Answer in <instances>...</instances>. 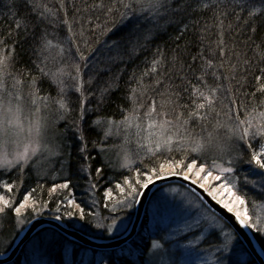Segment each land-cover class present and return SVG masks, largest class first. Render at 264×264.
<instances>
[{
    "label": "trees",
    "instance_id": "obj_1",
    "mask_svg": "<svg viewBox=\"0 0 264 264\" xmlns=\"http://www.w3.org/2000/svg\"><path fill=\"white\" fill-rule=\"evenodd\" d=\"M37 2L47 4L56 15H48L46 19H42L37 12L33 11L31 4L25 3V0H0V40L5 42V45H0V47L8 46L10 48L11 45L16 44L17 56L13 61L11 72L23 79V87L31 88V77H36L37 87L40 89L39 94L56 98L58 88L54 86L51 79L41 75L39 67L45 66L42 61H45L46 58V70L51 71L53 65L67 64L70 66L73 63L75 49L71 47V41L68 39L70 35L68 26L62 21L68 20L72 31L76 34L74 38L81 44L84 40H88L90 46L102 48L106 40L111 43V39L116 37L111 33L107 36L103 35L104 28L111 24V18L107 17L104 11L92 7L94 3L98 4L99 0H63V8L60 7V0H37ZM108 2L109 0H105V3ZM188 4L190 6L187 12L180 16L167 14L156 18V22L160 26L159 29H155L156 24L150 25L154 29V35L151 41L145 42L146 48L138 51V55L133 59L126 57L122 62L116 64L101 63L100 68L106 70L99 74L89 73L86 70L85 81L90 78L87 79V76H96L92 84L86 83L84 86L85 96L95 93L92 96V102L86 104V107L97 109L94 112H88L82 122L87 154L90 158L88 161L91 165L89 171H81V165L86 162L78 151L80 142L75 135V129L71 126L78 115L80 93H71L66 99L73 110L58 123L57 129L61 139L52 169L41 172L33 165H28L10 172L0 171V195L12 199L15 206H18L31 192L32 200L29 201V204L31 205L35 201L38 209L37 213L32 214L34 219L37 217L54 218L58 214L56 213L57 207H60L61 213L79 212V208L70 203L73 199L80 207L85 208L88 220L93 223L100 221L108 225L113 218L118 220L122 216H131L133 206L122 209L121 205L117 203V201H122L126 195V193L120 192L117 185L123 184L126 177H133L137 168L144 171L146 167L151 168L165 162L169 153L143 156L137 160L138 163L130 171L119 169L111 155L113 145L109 141L105 142L106 138L102 128L109 121L113 123L124 121V117L133 108V101L129 98L131 89L139 88L141 77L143 84L148 86V92L143 96L139 91L137 92L138 103L144 105L143 108H137V112L144 115L148 111L149 97L155 95L152 91L154 77L144 75V73L151 68L154 58H160L157 49L164 57V71L168 73L166 79L180 85L177 90L182 93L181 103H189L188 97L194 92L187 82L191 81V84L203 87L198 78L202 75L206 61L212 60L215 65L214 68L207 69L208 75L204 79L212 87H215L216 84L222 85L219 95L223 103L218 101L216 105L221 114L217 117L213 113L211 119L204 122L205 126H200L199 122L190 125L188 132L191 136L196 139L203 136L206 139L208 132H213V135L220 132V135H223L224 128H220L218 132L214 131L217 120L222 124L227 121L228 124H236L235 117L229 120L224 114L227 112L225 106L229 104L226 97L232 93H235L241 103L238 115L240 120L246 121L244 125L249 127L257 120L264 122V116L260 115L264 112V94L256 91L260 83L257 77L264 71V59H261V53H264V19H250L247 14L251 10L259 17L261 12H264V0H188ZM205 4L208 5L207 8L204 7ZM17 23L21 25L19 29H17ZM98 24L101 25L100 28L96 27ZM82 28L83 36L80 35ZM252 28H256V31L253 32ZM181 32H183L182 36ZM44 39L51 40L53 45H62L65 49L63 55L57 54L56 47L43 50ZM220 41L223 43L221 44ZM105 55H107L106 52ZM103 58L101 57V59ZM221 63H223V67H220ZM212 72L217 75L213 77ZM117 76L119 77L118 88L112 91L110 97L101 104L98 99L100 91L110 84L117 83ZM163 87L161 85V89ZM252 93H255V97ZM98 105L99 107H97ZM165 110L169 113V119L173 120L176 113L180 111L179 107L171 106ZM185 115H187V110H185ZM101 117L104 118V123L96 125L94 121ZM254 142L252 140L253 145H255ZM184 154V151H173L171 156L180 160ZM239 154L246 160L250 157V150L245 152L240 146ZM193 157L194 154L189 155V163L192 162ZM243 167L247 166L243 165ZM97 168L104 169L103 178L99 181L96 179ZM246 170L247 168L243 171ZM5 183H10L13 186L11 192L4 187ZM64 183H69V187H56ZM92 183L97 186L90 187ZM53 188H56L55 192L52 191ZM109 189L113 192L111 200L106 196ZM261 196L260 193L250 190L249 204L259 203ZM41 205L46 206L41 209ZM113 205L116 206V211L112 210ZM0 206H3L2 203ZM28 213H31V207L25 215ZM34 219H30L29 222ZM62 222L88 236L103 240L112 239L110 238L112 234H108L104 229H96L87 225L79 217L69 218L65 215ZM143 222L141 232L129 243L112 250L90 249L68 240L55 230L46 229L44 233H55L61 240L46 248L49 251L47 253L49 263L46 264H104L105 258L109 254L118 255L121 250L127 251L133 247L134 241L143 243L149 237L156 236L144 233L149 222L147 214ZM26 224L20 225L16 231H19L20 234ZM81 225L85 226L81 227ZM13 237L16 241L18 236L15 232H12L10 236H4L3 239L7 241ZM34 238H38L37 235ZM257 241L264 250L261 242ZM11 247H8L7 243L0 245V254L5 253ZM23 253L24 250L22 255ZM22 255L16 259L14 264L21 263Z\"/></svg>",
    "mask_w": 264,
    "mask_h": 264
},
{
    "label": "snow or ice",
    "instance_id": "obj_2",
    "mask_svg": "<svg viewBox=\"0 0 264 264\" xmlns=\"http://www.w3.org/2000/svg\"><path fill=\"white\" fill-rule=\"evenodd\" d=\"M25 3L31 4L33 11L37 12L42 19H46L48 15H56L47 4L39 3L37 0H25ZM189 6L188 0H109L108 3H105V0H99V3H94L92 7L104 11L105 15L111 18V24L104 28L103 35L107 36L111 33L112 36L116 37L111 39V43L106 40L102 48L90 46L88 40H84L82 44L78 43L74 38L76 34L72 31L71 24L68 20H63L62 23L68 26L70 34L68 39L71 41V47L75 49L73 53L74 61L70 66L62 64L55 72L46 70L47 58L42 61L45 66H38L39 72L57 85V98L41 96L39 94L40 89L37 87V78L31 77L30 86L32 91L29 96L32 110L29 116L24 115V105L21 103L24 100V81L20 76L13 75L11 72L13 61L17 56L16 44L11 45L10 48L8 46L0 47V138L19 137L21 134H26V142L23 145V149L16 151L12 159L8 158V152L4 147L7 140L0 143V168L10 169L15 166H27L41 150L47 151L49 154H56L58 145H48L44 142L48 123L41 113L50 106V102L57 105L56 111L60 113L58 119H64L73 110L69 105L68 99H66L67 85H65L63 79L66 76L75 81L73 87L76 92L80 93L78 115L71 126L75 129V135L80 142L78 151L81 153V158L86 162L81 165V171H89L91 165L88 162L90 158L87 154V143L82 122L88 112H94L97 109L86 107V104L92 102V96L95 93L85 96L84 86L86 83L92 84L96 76L90 75V78L85 81V70H88L89 73L99 74L106 70L100 68L101 63L108 65L122 62L126 57L133 59L138 55V51L146 48L145 42L151 41L154 29L150 25H153L156 18L167 14L180 16L187 12ZM60 7H64L63 0H60ZM204 7L207 8L208 5L205 4ZM241 7L243 8V5ZM247 14L250 19H264V12H261L259 17L251 10ZM245 22L247 23V21ZM16 26L17 29L21 27L19 23ZM96 27L100 28L101 25L98 24ZM252 31L255 32L256 28H252ZM83 34L82 28L80 35L83 36ZM182 35L183 32H181ZM220 43L222 44L223 41H220ZM0 45H5L4 40H0ZM42 46L43 50H50L52 47H56L58 49L57 54L61 56L65 51L62 45H53L52 41L47 39L43 40ZM105 52L107 55H105ZM221 52H223V49H221ZM157 53L160 58H154L151 62V68L144 73V75H152L154 77L152 91L155 93L154 96L149 97L148 111L144 115L149 117L148 128L156 129L155 132L149 133L150 137H156L155 140L150 141L155 144V148H149V152L154 156L157 152L166 151L169 153V157L158 166L146 167L144 171L137 168L133 177H126L123 184L117 185L121 193H126L124 199L117 201V203L121 205L122 209L131 208L135 203H138L137 197L141 195V190L148 189L153 184L154 179H161L165 175L164 169L167 164V175L181 174L186 179L194 176L196 179L192 182L197 183L199 181V186L208 192V195L220 205L225 213L230 215L221 214L219 217L211 215L195 218L190 223L185 222L181 228L173 229L171 236L157 235L149 237L143 243L134 241V246L127 249V251L121 250L118 255L109 254L105 258L104 264H176L175 255L182 245L174 237L180 232H185L195 237L193 230L202 233V239L196 237L195 241L188 240V243H206L210 247L215 248L219 253L218 256L213 257L215 264H256L258 257L254 256L255 249L251 248L252 240L248 239L247 233L243 230L252 231L253 236L264 246V220L259 217L254 220L248 210L249 191L256 190L257 187L264 191V143L257 138L256 134L249 137L248 127L243 128L242 131L240 130L239 126L245 124L246 121L239 119L238 112L241 103L235 93H232L226 97L229 100V104L225 106L227 107V112L224 114L229 120L235 117L238 123L235 127L231 124L227 125L229 133L227 140L230 141L233 137H236L243 151L247 152L250 150V157L245 160L242 156H234L231 154L232 149L230 147L218 144L219 155L211 159L205 158L206 147L212 145L215 140L213 132H208L206 143L203 136L193 140L188 128L197 122H199L200 126H205L204 122L210 120L213 113L217 117L221 114L217 110L216 105L218 101L223 103L219 95L222 85L216 84L215 87H212L204 79L208 75L207 69L214 68L215 65L212 60L206 61L202 75L198 78L203 87L193 85L191 81L187 82L194 89V92L188 97L189 103L185 104L181 103L182 93L177 90L180 85L166 79L168 73L164 71L163 54L159 49H157ZM101 57L104 58L101 59ZM261 59H264V53H261ZM245 63H248V61H245ZM69 67L71 71H67ZM220 67H223V63L220 64ZM10 75L13 76L14 80L12 90H9L7 84V78ZM211 75L215 77L217 74L212 72ZM118 80L119 77L117 76V83L110 84L100 91L98 99L101 104L110 97L112 91L118 88ZM257 80L260 83L256 91L264 94V71L257 77ZM139 85V88L131 89L129 98L133 101V108L124 117V121H128L133 116L138 117L140 113L137 112V108L144 107L142 103H138L137 92L139 91L142 96L147 95L148 86L143 84L142 77ZM161 85L164 86L163 89H161ZM229 91H231L230 88ZM252 95L255 97V93H252ZM169 106L173 108L179 107L180 109L176 113L174 120L169 119V113L165 110ZM185 110H187V115H185ZM260 115L264 116V112L260 113ZM25 120L28 121L27 126L25 125ZM94 123L102 125L104 118H98ZM111 123L113 122L109 121V124ZM223 127H225V124L217 120L214 131L218 132ZM173 128L177 130L173 131ZM181 131L184 132L183 136L180 135ZM258 132L261 136H264V129H260ZM252 140H256L255 145H253ZM174 144L178 145L179 150L185 153L180 160H176L171 156V153L176 150L174 149ZM101 150L103 151V149ZM193 153L195 156L192 162L189 163V155ZM125 159L127 161V157ZM128 163H131V161H128L124 167H127ZM242 165H247L246 171L241 170ZM103 173V168L96 169L97 181L103 178ZM251 177H257L258 179L252 180ZM96 186L97 184L95 183L90 184L92 188ZM4 187L9 192L13 190V186L10 183H5ZM56 187L68 188L69 183L60 184ZM52 191L55 192L56 188H53ZM112 195L113 192L109 189L106 193L107 198L111 200ZM30 200H32L31 192L18 206H15V202L12 199L0 195V203L3 205L0 206V245L7 243V246L11 247L15 242L14 237L7 241L3 237L6 235L10 236L12 232H15L18 236L19 231H16V229L20 225L28 223L30 219H34L32 214L37 213L38 209L35 201L31 205L29 204ZM70 203L79 208V212L66 211L61 213L60 207H57L56 213L58 214L54 216L56 221H62L65 215L69 218L79 217L87 225L96 229H104L108 234H111L117 226L115 218L108 225L100 221L93 223L88 220V213L85 208L80 207L74 199ZM45 206L41 205L40 208L42 209ZM29 207H31V213L25 215ZM112 210L116 211L115 205H113ZM221 221L224 223H221ZM40 223L41 221L36 220L35 223H32L31 228L37 227ZM84 226L81 225V227ZM56 227L62 228L63 225H57ZM225 228H229V230L225 231ZM45 231L42 229L41 232L37 233L39 244L40 246L44 244L52 246L56 243V234L54 233L52 238H48L44 236ZM187 238V236L182 237V239ZM213 241L217 243L214 244L212 243ZM192 250L194 251L195 249ZM245 253L253 258L242 260L241 256ZM260 264H264V260Z\"/></svg>",
    "mask_w": 264,
    "mask_h": 264
},
{
    "label": "rangeland",
    "instance_id": "obj_3",
    "mask_svg": "<svg viewBox=\"0 0 264 264\" xmlns=\"http://www.w3.org/2000/svg\"><path fill=\"white\" fill-rule=\"evenodd\" d=\"M156 24V27H160L159 24L156 22V19L153 25ZM155 29H159L158 27ZM61 67L60 65H53L52 72H55L57 68ZM67 71H71L70 68ZM86 72V70H85ZM85 77V75H84ZM90 76H87V79ZM65 85H67V95L66 98L71 93L79 94L75 91L73 85L75 81L68 78L63 77ZM14 83L13 76H8L7 84L9 90H12V85ZM54 84V83H53ZM54 86L57 87L56 84ZM19 88V86H17ZM32 91L31 88L23 87V95L24 100L21 102L24 105V115L29 116L31 114L32 105L30 102L29 93ZM58 92V89H57ZM73 96V95H72ZM57 98V97H56ZM57 105L55 103L50 102V106L47 109H44L41 113L45 117L48 123V128L46 134L44 136V142L48 145H58L60 143V132L57 129L58 123L60 119H58L60 113L56 111ZM155 118V117H154ZM244 120V119H242ZM228 122V121H227ZM225 123L224 134L220 135V132L215 133L213 135L215 140L213 141L212 145L207 146L204 152V157L211 159L212 157L219 155L218 144H223L227 147L232 149V155H239V147L240 142L237 140L236 137H233L230 141L227 140V136L229 135L227 131L228 123ZM28 121L25 120V125L27 126ZM149 117L146 115H139L138 117L130 118L128 121H123L121 123H107L104 125L102 130L104 131V135L106 138L105 142H110L113 145L111 150V155L114 157V160L117 162L118 168L130 171L132 170L135 165L138 163L137 160H140L143 156H150L152 155L149 152V148H155V144L151 143V140H155V136H149L150 132H155L156 129H149L148 128ZM178 123V122H177ZM233 125L235 127L237 125ZM102 127V126H101ZM240 130L242 131L243 128L248 127L246 125H240ZM249 137H252L254 134L257 135V138L264 143V136L260 135L258 130L264 129V122L263 120H257L253 125L249 127ZM176 128H173V131H176ZM107 133V137H106ZM180 135L183 136L184 132L181 131ZM262 138V139H261ZM192 139L195 140L192 136ZM4 140H7V143L4 145L8 152V158L12 159L13 155L16 151L22 150L23 145L26 142V134H21L19 137L16 136H9L6 138H0V143ZM207 143V138L205 139ZM256 140H253V142ZM256 144V142H254ZM56 154H49V152L41 150L39 154L33 157L32 161L29 165H33L34 167L38 168L41 172H47L52 169L53 162H55V158L57 157V150ZM174 151L181 152L179 150V146L174 144ZM164 152H157V154L165 153ZM194 154V153H193ZM195 156V154H194ZM127 157V161L125 159ZM227 158V157H226ZM128 163L127 167L124 165ZM28 166V165H27ZM20 166H15L10 169L0 168V171L10 172L17 168H25ZM245 166V165H244ZM247 166V165H246ZM247 168V167H245ZM243 165L241 166V170L245 169ZM168 165H165V175H167ZM190 179H196L194 176L190 177ZM252 180L258 179L257 177H251ZM199 184V181L197 182ZM253 191V190H251ZM260 193L261 200L260 202L251 205L248 204L249 214L253 216L255 220L259 217L261 220H264V191H261L258 187L254 190ZM153 197V198H152ZM150 199V203L147 208L146 214L148 215L149 222L144 230L145 234H149L150 236L153 235H160V236H171V232L173 229H179L185 222L190 223L192 219L195 218H202L207 217L213 214L205 205L189 190L186 188L180 187L179 185H168L163 187L161 190H157L154 195H152ZM138 199V197H137ZM136 210V203L132 207V214L131 216H122L117 220V226L113 229L110 238H116L124 234L130 227V224L133 220L134 214ZM142 224L139 228V232L142 230ZM221 223H224L221 221ZM111 224V223H110ZM27 224L24 226V228ZM225 231H228L229 228H225ZM195 232V237L192 235H188V233L180 232L178 235L174 237V239L179 240L182 247L176 252L175 261L176 264H215L213 257L218 256L219 253L215 250V248L210 247L206 243H192L189 244L188 240L195 241L196 237H200L202 239V233L193 230ZM219 231V229H217ZM137 233V234H138ZM53 233H44L45 237L52 238ZM187 236V239H182V237ZM55 240L61 241L58 235H55ZM212 243H217L213 241ZM34 245H36L34 247ZM47 244L40 246L39 238H34L32 241L24 248V253L22 255V261L20 264H46L49 263V258L47 256ZM69 248V247H68ZM192 249H195L194 251ZM252 257L248 256L247 253L241 256L242 260H247Z\"/></svg>",
    "mask_w": 264,
    "mask_h": 264
},
{
    "label": "water",
    "instance_id": "obj_4",
    "mask_svg": "<svg viewBox=\"0 0 264 264\" xmlns=\"http://www.w3.org/2000/svg\"><path fill=\"white\" fill-rule=\"evenodd\" d=\"M192 181V179H186L185 176L181 174L164 175L161 179H154L153 184H151L148 189L141 190V195L137 199L139 202L136 203L135 214L129 229L121 236L112 239L103 240L94 238L80 232L79 230L70 228L62 221H56L54 218L37 217L30 221L20 232L12 247L5 253L0 254V264H14L16 259L22 254L24 248L32 241L38 232H41L42 229L55 230L68 240L90 249L112 250L120 248L129 243L137 235L142 221L146 215L152 195H154L157 190L168 185H179L183 188H186L192 192L205 205V207L217 217H219L221 214L230 215L224 212L220 205L208 195L207 191L202 189L199 184L193 183ZM36 220L41 221V223L38 224L37 227L31 228L32 223H35ZM61 224L63 225L62 228L56 227L57 225ZM30 228L31 230H29ZM243 231L247 233L248 239L252 240L251 248L255 249L254 256L258 257L256 264H260V262L264 260V250L253 236L252 231H249L248 229H244Z\"/></svg>",
    "mask_w": 264,
    "mask_h": 264
}]
</instances>
